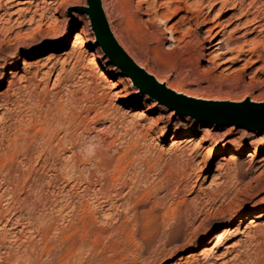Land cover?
<instances>
[{"label":"rangeland","instance_id":"rangeland-1","mask_svg":"<svg viewBox=\"0 0 264 264\" xmlns=\"http://www.w3.org/2000/svg\"><path fill=\"white\" fill-rule=\"evenodd\" d=\"M100 1L114 38L115 24L136 14L141 2ZM154 1L165 13L166 0H146L138 14L141 28L149 17L146 7ZM231 1L225 7L229 12L210 24L205 21L207 0L196 19L187 12L186 20H179L184 14H175L173 6L165 25L157 21L160 43L142 51L128 44L124 48L149 75L185 88L187 97L264 103V0ZM83 3L0 0V264H143L161 260L157 254L175 248L179 250L159 264H192L193 259L203 261L200 253L211 248L225 228L231 229L225 241L242 242L249 231L245 229L249 222L242 221L247 215L255 213L254 225L264 224V161L258 162L264 159V132L197 122L175 115L153 99L136 98L130 80L113 70L98 50L86 15L74 10ZM254 16L260 21L253 25ZM243 21L250 24L242 27ZM215 22L221 24L217 35L208 31ZM167 32L183 39L173 51ZM217 41L222 43L220 50L211 47ZM229 42L228 49L235 52L219 56ZM185 44L195 48L197 56L183 55ZM240 50L239 60L221 64ZM93 58L107 80L98 78L90 65ZM57 74L59 82H55ZM204 127L210 133H203ZM174 136L178 146L171 152ZM200 138L203 144L189 156L187 150ZM216 149L220 150L211 156ZM255 150L260 152L253 155ZM38 155L46 164L30 170L27 160ZM114 167L125 168L122 182L138 184L133 197L143 205L138 210L156 212L148 234L76 231L77 206L81 210L88 206L98 216L84 221L93 228L118 227L128 221L127 210L134 202L127 210L119 206L121 201L112 209L104 203L103 197L114 195L120 185L113 182ZM217 193L222 197L214 210L206 212L204 206ZM194 205L198 218L186 229L184 206ZM102 214L115 220L106 222ZM176 215L182 230L164 244L161 233ZM189 239L192 244L180 250ZM262 244L257 258L264 264ZM223 251L214 249L209 255Z\"/></svg>","mask_w":264,"mask_h":264},{"label":"bare ground","instance_id":"bare-ground-1","mask_svg":"<svg viewBox=\"0 0 264 264\" xmlns=\"http://www.w3.org/2000/svg\"><path fill=\"white\" fill-rule=\"evenodd\" d=\"M140 4L138 5V7L136 8V14L132 13L130 15L125 16L123 19H121L120 21H118L117 19L115 21H118L117 24H115V32L114 34L116 35V39H119L118 41H116L118 43V45L122 48H124L125 44H128L129 47L134 48L138 51H142V49H146L148 47L149 44H153V42L155 43H160L162 41V39L159 36V29L157 27V21H160V23L163 25L166 24L167 19H166V14L172 11V7L174 6V13L178 14L179 12H183L184 15H182L179 20H184L185 19V14L188 12L191 14V18L196 19L202 12V4L204 2V0H195L193 3L190 2V0H166L165 3L163 5L166 6L165 9V13H160V9L156 6V2L155 3H150L147 5L145 13L149 16L148 20L146 21V24L144 26V28L140 27V20H139V13L141 11V5L142 3H146V0H140ZM207 15L205 18V21L207 24H210V22H214L216 20V18H220L224 12L230 10V8H226L225 7L227 5H229L232 1L231 0H207ZM183 4L184 7H180L179 5ZM85 0L84 3L82 4V7L85 6ZM219 5L218 9L215 10V7ZM214 11V15H213V21H210L211 19L209 18V16H211V13ZM114 12V10L112 11ZM244 14V13H243ZM239 15V18H243L244 15ZM87 18V17H86ZM88 19H86L87 21ZM186 20V19H185ZM239 20V19H238ZM259 18L257 19V17L254 16L253 20L250 22H253L252 24H257L259 23ZM248 21H243L241 23L242 27H246L248 25ZM250 24V23H249ZM221 24L218 22H215L214 25H210L208 28H210L208 31L209 32H215L214 35H217L218 32L220 31L218 30L219 26ZM258 26H255L254 28H258ZM217 29V30H216ZM169 34V40L172 42V46H171V50H175V48L177 47V43H179L181 40V38H175L174 37V33L172 32H167ZM114 37V35H113ZM118 37V38H117ZM181 37V36H180ZM183 37V36H182ZM114 38V39H115ZM217 38V37H216ZM212 40H215V36L212 38ZM232 40V39H229ZM227 41V40H226ZM234 42V41H233ZM237 42V41H236ZM202 43V42H201ZM231 42L227 43L225 46L224 51H222L220 53L219 56H225L226 54H231L233 52V50L228 49V46ZM235 43V42H234ZM176 44V46H175ZM187 44V43H186ZM185 44V45H186ZM184 45V46H185ZM188 45V44H187ZM185 46L184 49H182V54H186V55H190L192 57L197 56V51L194 48H189L188 46ZM221 41H217V42H213V44H211V47L214 48V50H220L221 49ZM224 45V44H223ZM201 46V44H200ZM203 47V46H202ZM210 47V48H211ZM231 47V46H229ZM122 48V49H123ZM180 48V47H179ZM224 48V47H223ZM233 48V47H232ZM177 49V48H176ZM234 49V48H233ZM98 50L100 52L101 49L98 47ZM125 51V53L132 59V57L128 54V52H126L125 48L123 49ZM248 51V50H247ZM235 52V50H234ZM233 52V53H234ZM243 52H246L245 50ZM103 54V53H102ZM241 50L239 52H237L234 56L232 57H228L227 59H225L224 61H222L221 64H226L227 62H232L237 60L238 58L240 59L241 56ZM243 56V55H242ZM218 57V56H217ZM105 60L106 57L104 56ZM196 58V57H195ZM238 59V60H239ZM134 61V60H133ZM140 68L143 69V66L141 64H138L136 61H134ZM90 65L93 66L96 70H97V76L98 78H100L101 80H107L108 76L107 74L100 69L97 61L95 58L91 59L90 61ZM72 69V68H71ZM112 69L115 71H118L120 73V71L112 66ZM111 69V70H112ZM72 71V70H71ZM147 73L150 74V71L146 70ZM152 75V73H151ZM153 76L156 78L157 82L160 84H164L168 89L174 91L177 94H181L184 96H190V94L188 93L187 90H185V88L183 87H173L172 85H170L169 83L164 82L162 79L158 78V76L154 75ZM60 81V76L57 74L56 78H55V82H59ZM86 87V86H85ZM71 96V95H70ZM135 96L136 98L138 97H142L143 100L144 99H151L150 97H148L145 93L140 94L137 90L135 91ZM73 98V97H72ZM192 98V97H190ZM197 99V98H196ZM69 101V100H68ZM136 101V100H135ZM135 101H132V103H134ZM153 101V100H152ZM70 104V103H69ZM72 104V103H71ZM50 120V119H49ZM29 124V123H28ZM39 124V123H38ZM38 124L36 127H38ZM49 124V123H46ZM40 125V124H39ZM43 125V124H42ZM45 125V124H44ZM33 126V124H32ZM48 126V125H46ZM45 127V126H44ZM30 128V126H29ZM32 128V127H31ZM43 128V127H42ZM41 128V129H42ZM41 129H37V131H41ZM45 129V128H44ZM43 129V130H44ZM28 130V129H27ZM32 130V129H31ZM20 131V130H19ZM26 131V130H25ZM54 131V130H53ZM56 131V130H55ZM211 129L209 127H204L203 128V133L207 134L210 133ZM47 132V131H46ZM264 132V131H263ZM26 133V132H25ZM37 133V132H36ZM35 133V134H36ZM49 134V133H48ZM34 136V135H32ZM53 136V135H52ZM42 137V136H41ZM17 138V137H16ZM34 138V137H33ZM188 138H191L190 136ZM54 139V138H53ZM58 139V138H57ZM18 141V140H17ZM172 148H171V152L172 151H176L177 149V138L174 136L172 138ZM203 144V139H198L196 144L194 145V147L189 148L187 150V152L189 153V156L193 153H195V151ZM60 145V144H59ZM177 145V146H176ZM63 147V146H62ZM51 149V147H50ZM220 150V149H216L214 151V153L211 155L213 156L214 154H216V152ZM32 151V150H31ZM53 151V150H52ZM96 151V150H95ZM51 152V151H49ZM98 151H96L95 153L97 154ZM186 151H182V153H185ZM260 151H253V155L254 154H258ZM73 153V152H72ZM43 154V153H41ZM52 154V153H51ZM100 155V154H97ZM127 155V154H126ZM125 155V156H126ZM188 155V154H187ZM45 156V155H44ZM123 156V155H122ZM30 158V157H29ZM124 159V158H123ZM33 160V159H32ZM264 161V159H259V163H262ZM47 160L42 159V157H40V155H38L35 160L31 161V159L27 160V167L32 170L34 169L36 166L40 165V167L44 166L46 164ZM75 162H78V157H75ZM74 162V163H75ZM120 164V163H118ZM116 165V164H115ZM50 166V165H49ZM97 167V166H96ZM122 167V165H121ZM76 168V167H75ZM80 168V167H79ZM107 168V167H106ZM37 169V168H36ZM115 169V167H114ZM117 169V168H116ZM115 169V170H116ZM55 170V169H54ZM127 171V170H126ZM24 172V171H23ZM32 172V171H31ZM114 172V171H113ZM112 172V173H113ZM56 173V172H55ZM125 173V168L122 169H117V171L115 172L116 177L115 180L113 181L114 184L115 183H119L120 185H118L119 187L116 188V190H114V195H105L103 197L104 199V203H106L107 207L109 208H115V206H117L116 204L118 202H122L119 206H121L122 208H125L126 206H128L130 203L134 202L133 201V197L135 196L136 193H138L139 191V187L138 184L135 185L133 184L134 182L130 183V185H127V183L122 182L121 179L123 177ZM128 173V172H127ZM146 173V172H145ZM82 175V174H81ZM108 175V174H107ZM136 176V175H135ZM79 177V176H78ZM78 177L77 180L78 181ZM107 177V176H106ZM80 178V177H79ZM135 178V177H134ZM81 179V178H80ZM90 179V178H89ZM137 179V178H136ZM16 180V179H15ZM47 181V180H46ZM13 182V181H12ZM122 182V183H121ZM105 184V183H104ZM113 184V186H114ZM89 184H87L88 186ZM106 186V185H105ZM108 186V185H107ZM116 186V185H115ZM89 189V188H88ZM149 188H146L145 192H147ZM88 191V190H87ZM101 191V190H100ZM104 191V190H103ZM144 192V191H143ZM218 192V191H217ZM206 196H208L207 193H205ZM221 195V194H220ZM214 197L211 198L210 202L207 203L206 206H204V208L207 211H212L214 210V206H215V202L217 200H219L221 197L219 196V194L217 193L216 195H213ZM26 198V197H25ZM138 200V199H137ZM141 202V201H140ZM143 206L141 203L139 202H134L132 207L130 209H126L129 212V218L128 221L126 220L121 226L118 227H106V228H93L91 225H87L84 221L87 219H98V216L90 213V208L88 206H86L84 209L82 208V210L80 208H77L79 206L76 207V211H75V224H76V231L78 232H86V233H91V232H107V233H113L114 231H120V232H126V231H130V233H132L133 235H137V236H142L145 234H148L149 231H152L151 227L155 224L156 222V212H153V210H149V211H139L138 209ZM82 207V206H81ZM201 209V208H200ZM196 205H194L192 207V209L190 207L184 206V216H183V220L185 221V225H186V229L188 228L190 223H193L195 220H197V214H196ZM3 214V213H2ZM173 214V213H172ZM171 214V215H172ZM177 214V213H176ZM201 214H203V208L201 209ZM255 213L249 214L247 215V217H245V219H243L242 221L244 222H249L246 226V230H249L245 233L244 235V240L242 242H238V243H233L231 244V242L229 241H225V238L227 236V234L230 232L231 229L225 228L223 229V231H221L220 233H218L214 239H213V246L211 248L207 249H203V251L200 253L203 258H202V262L200 263V261L198 259H193L191 261L192 264H263L262 262L258 261V254L260 253L259 248H263L260 245L263 243L264 244V224L263 225H259L256 226L254 224L255 221L254 219L257 218L256 215H254ZM200 215V212H199ZM117 218H121L120 215H116ZM261 216V215H260ZM102 217L105 218V221L107 222L109 219H114L113 216H110L109 214H102ZM124 219V217H123ZM115 220V219H114ZM172 220V219H171ZM180 217L179 216H175L173 218V220L171 221V223L168 225L167 230L162 231L161 236H163L166 240L163 242L164 244L168 243V242H172L173 239H175L176 237V232L179 230H182L181 227V222H180ZM256 220V219H255ZM189 221V222H187ZM104 222V221H103ZM75 230V229H74ZM122 234V233H121ZM257 237L261 238V244L260 242H257ZM259 241V240H258ZM193 240L189 239L187 241H185V243L183 245H181L180 250H183V248H186L188 246H190L192 244ZM211 242V243H212ZM262 244V245H263ZM75 248V247H74ZM217 249V252L220 251V249H223L224 251L221 252L220 254H213L212 257H210V253L211 250ZM236 249V250H235ZM179 248H175L172 249L170 252L168 250L169 253L167 252H163L162 251L157 254L158 256H160L161 260H154L153 263L147 261V263L144 261L143 264H159L164 260L169 259L174 252L178 251ZM234 253V255L232 256V258L230 257L229 259L225 260V258H227L228 256H231ZM248 252H250V254H248ZM167 253V254H166ZM199 254V255H200ZM74 255V254H73ZM144 255V251L139 253V257H143ZM156 255V256H157ZM193 256V255H192ZM246 257L247 258V263H245L243 261V258ZM157 258V257H156ZM184 256L178 258V261H183L184 260ZM159 259V258H158ZM151 261V260H150ZM129 263V262H128ZM65 264V263H64Z\"/></svg>","mask_w":264,"mask_h":264},{"label":"water","instance_id":"water-1","mask_svg":"<svg viewBox=\"0 0 264 264\" xmlns=\"http://www.w3.org/2000/svg\"><path fill=\"white\" fill-rule=\"evenodd\" d=\"M85 4V7L78 6L74 10L86 15L94 43L101 49L108 63L127 77L139 93H145L175 115L197 122L264 131V103L248 99L241 102L203 100L175 93L140 68L118 45L109 29L100 0H85ZM71 10L73 9H69V12Z\"/></svg>","mask_w":264,"mask_h":264}]
</instances>
